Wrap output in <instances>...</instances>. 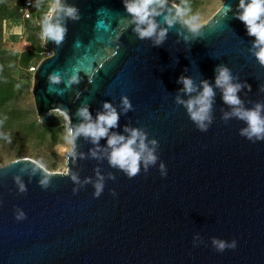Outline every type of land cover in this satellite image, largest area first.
Masks as SVG:
<instances>
[{
    "label": "water",
    "instance_id": "95a60500",
    "mask_svg": "<svg viewBox=\"0 0 264 264\" xmlns=\"http://www.w3.org/2000/svg\"><path fill=\"white\" fill-rule=\"evenodd\" d=\"M67 3L80 18L66 19L59 45L44 41L52 55L34 72L39 121L58 127L53 112L67 110L76 126L81 106L95 118L106 101L120 112L127 97L132 108L120 113L110 132L143 130L149 147L157 141L158 159L129 177L110 165L106 138L98 147L80 136L76 155L65 159L78 182L51 172L44 187L43 172H33L31 159L0 166V264H264V141L241 135L244 121L224 119L231 106L214 85L215 67L226 65L234 82L251 85L238 93L243 106L264 103V66L253 55L254 37L236 18L239 0H224L195 37L182 24L168 27L156 17L168 27L159 46L137 36L122 0ZM180 76L198 88L202 80L214 87L206 131L177 103V96L197 94L182 91ZM100 177L103 191L95 196ZM18 210L24 219H16ZM213 237L237 246L218 252Z\"/></svg>",
    "mask_w": 264,
    "mask_h": 264
},
{
    "label": "clouds",
    "instance_id": "9594fccd",
    "mask_svg": "<svg viewBox=\"0 0 264 264\" xmlns=\"http://www.w3.org/2000/svg\"><path fill=\"white\" fill-rule=\"evenodd\" d=\"M125 12L129 16V23L134 25L133 31L141 39L151 38L156 46H159L166 39L168 27H172L177 23L182 24L193 36L201 35V24L199 18L195 15H186L185 7L180 4L169 5L168 0H122ZM224 7V6H223ZM231 11V5H227ZM239 12L236 18L245 26L249 36L254 37L252 42L253 55L259 64L264 66V0H239ZM162 17L164 23L168 27H161L156 17ZM79 10L74 5H69L67 0H54L50 5L49 11L41 20V39L44 41L51 40L59 45L65 38L67 31L66 19H79ZM187 40L188 37H185ZM214 85L222 91V98L226 104L231 106L230 112L224 113V119L236 117L245 122L246 126L240 130V134L250 141H264V103L257 102L252 108L243 106L238 93L242 88L247 87L251 90V85L234 82L236 79L231 70L226 65H217L214 69ZM177 82L183 85L182 91L186 94L197 93L195 96H189L187 100L177 96V103L184 105L190 119L197 125L199 130L206 131L212 122V104L215 96V90L212 84L207 80L200 82L199 88L194 84L191 77L180 76ZM103 110L97 112L95 118L91 115L87 105L81 106L76 115L81 118V122L76 126L71 125L70 117L65 110L64 116L65 146L62 149L67 153L66 160L76 155L75 141L78 137L84 136L90 138L94 145L99 147L101 138H106L107 159L111 166L118 167L123 170L129 177H133L139 173L141 167L147 170L149 165L155 164L158 157L155 153L156 140L150 141L153 147H149L147 134L138 128L125 127L124 131L127 136L116 132H110L118 126L119 116L121 112H127L132 105L127 97L121 99L120 112L117 111L110 102H104ZM105 151V149H101ZM93 157H99L96 150L91 152ZM24 159H28L25 157ZM20 160H13L4 165L18 163ZM37 169L42 170L43 175L39 183L47 187L50 183L53 173L48 171L47 166L42 160H32ZM161 174L166 175L165 165L160 164ZM61 174L71 175L73 181L78 182V177L74 173H70L67 167L61 169ZM20 191H25V185L16 178ZM95 196H99L103 191V177H100L94 185ZM25 218L23 211H17L16 219ZM212 244L218 252L225 249H235L236 241L231 242L212 238Z\"/></svg>",
    "mask_w": 264,
    "mask_h": 264
},
{
    "label": "rangeland",
    "instance_id": "374dc122",
    "mask_svg": "<svg viewBox=\"0 0 264 264\" xmlns=\"http://www.w3.org/2000/svg\"><path fill=\"white\" fill-rule=\"evenodd\" d=\"M224 0H168L189 9L199 23L207 22ZM25 0H0V165L25 158L42 160L49 172L65 166L62 112L54 111L58 127H47L38 118L33 99L34 72L48 57L41 39V20L54 0H33L32 17L21 13Z\"/></svg>",
    "mask_w": 264,
    "mask_h": 264
},
{
    "label": "built area",
    "instance_id": "2783aa9c",
    "mask_svg": "<svg viewBox=\"0 0 264 264\" xmlns=\"http://www.w3.org/2000/svg\"><path fill=\"white\" fill-rule=\"evenodd\" d=\"M35 9V4L33 0H25L21 13L25 19H30L32 17V12ZM51 52H48V57L51 56Z\"/></svg>",
    "mask_w": 264,
    "mask_h": 264
},
{
    "label": "bare ground",
    "instance_id": "6f19581e",
    "mask_svg": "<svg viewBox=\"0 0 264 264\" xmlns=\"http://www.w3.org/2000/svg\"><path fill=\"white\" fill-rule=\"evenodd\" d=\"M64 155H66V153H65ZM65 159H66V158H65Z\"/></svg>",
    "mask_w": 264,
    "mask_h": 264
}]
</instances>
